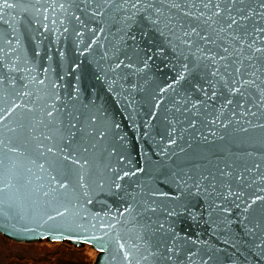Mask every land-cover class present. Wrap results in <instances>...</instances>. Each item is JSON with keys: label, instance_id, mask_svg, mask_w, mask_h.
Segmentation results:
<instances>
[{"label": "water", "instance_id": "1", "mask_svg": "<svg viewBox=\"0 0 264 264\" xmlns=\"http://www.w3.org/2000/svg\"><path fill=\"white\" fill-rule=\"evenodd\" d=\"M94 7L0 3V233L87 244L93 264H163L173 236L183 264H264V106L205 103L189 78L168 88L184 61L167 0L155 26Z\"/></svg>", "mask_w": 264, "mask_h": 264}, {"label": "snow or ice", "instance_id": "2", "mask_svg": "<svg viewBox=\"0 0 264 264\" xmlns=\"http://www.w3.org/2000/svg\"><path fill=\"white\" fill-rule=\"evenodd\" d=\"M83 2L86 5H95L90 12L87 8L82 9L93 20L103 18L113 5L117 14L127 13L128 9L125 6L130 4L134 11L127 16V20L139 15L151 21L154 26L158 24V20L152 19L153 12L157 16L160 14L159 9L153 8V0H83ZM167 2L171 8L177 10L180 16L176 23L181 31L175 37L178 43L174 44V50L176 55L182 57L184 61L183 70L168 85V88H174V85L189 78L192 87L203 93L205 103H215L219 96L223 98L221 108H226L234 102L243 108L250 99L258 97V104L264 106V23H262L264 22V0H258L259 10L251 7L249 0H167ZM0 3L6 4L7 0H0ZM110 18L116 19V16L112 15ZM75 19L82 27H88L79 16ZM64 31L67 32L68 28ZM100 31L103 32V29ZM76 35L82 36L83 33L77 31ZM200 42H203V46ZM92 43H95V40ZM209 45L221 48L225 55L212 54L211 49L208 48ZM122 63L123 61L116 67L119 68ZM163 91L165 89H161V92ZM199 103V101L194 102L192 107L198 110ZM159 104L160 101H157V109ZM224 211L228 210L224 209ZM173 214L168 213L169 216ZM193 218H195L194 214ZM159 228L163 230L164 224L161 223ZM63 238L72 240L77 245L94 244L96 239L87 236ZM97 247L103 251L101 246ZM178 247L176 237L173 236L171 244L153 255H158L163 264H183ZM188 259H191V255ZM203 264H207V261L205 260Z\"/></svg>", "mask_w": 264, "mask_h": 264}, {"label": "rangeland", "instance_id": "3", "mask_svg": "<svg viewBox=\"0 0 264 264\" xmlns=\"http://www.w3.org/2000/svg\"><path fill=\"white\" fill-rule=\"evenodd\" d=\"M63 243L66 242L43 240L21 243L10 240L0 233V264H12L20 258L31 261L34 258H40L50 253L64 254L74 261H82V264H88L94 262L98 253L87 244L81 247H71L69 243Z\"/></svg>", "mask_w": 264, "mask_h": 264}, {"label": "trees", "instance_id": "4", "mask_svg": "<svg viewBox=\"0 0 264 264\" xmlns=\"http://www.w3.org/2000/svg\"><path fill=\"white\" fill-rule=\"evenodd\" d=\"M63 244H68V243H63ZM12 264H82V261H74L72 258L67 257L64 254L50 253L40 258H34L31 261H26L20 258L17 261H14V263ZM88 264H92V263H88Z\"/></svg>", "mask_w": 264, "mask_h": 264}]
</instances>
